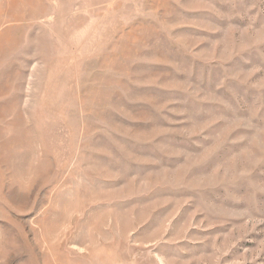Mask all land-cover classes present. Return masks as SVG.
Listing matches in <instances>:
<instances>
[{
  "label": "rangeland",
  "instance_id": "374dc122",
  "mask_svg": "<svg viewBox=\"0 0 264 264\" xmlns=\"http://www.w3.org/2000/svg\"><path fill=\"white\" fill-rule=\"evenodd\" d=\"M0 264H264V0H0Z\"/></svg>",
  "mask_w": 264,
  "mask_h": 264
}]
</instances>
